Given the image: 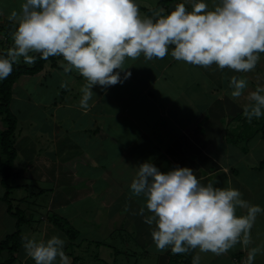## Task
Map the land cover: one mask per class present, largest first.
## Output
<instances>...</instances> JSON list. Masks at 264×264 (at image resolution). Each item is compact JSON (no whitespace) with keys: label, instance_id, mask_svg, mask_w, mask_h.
<instances>
[{"label":"crops","instance_id":"obj_1","mask_svg":"<svg viewBox=\"0 0 264 264\" xmlns=\"http://www.w3.org/2000/svg\"><path fill=\"white\" fill-rule=\"evenodd\" d=\"M177 2L185 3L187 10H192L191 0ZM204 2L208 4L209 10H214L220 0ZM173 47L171 46L170 53ZM258 55L259 60L252 71L238 72L246 77L247 87L241 96L246 99L258 85L264 86V53ZM125 60L123 67L125 71H130L126 65L132 67L136 64L130 59ZM155 61L161 63L159 69ZM155 61L147 60L149 67L140 66L130 71L131 77L123 83L107 89L96 86L98 91L90 100L87 111L80 107L81 96L70 92L68 99L63 96L64 92L68 95L65 89L59 95L60 98L57 96L53 101L45 103L38 101L32 92L26 95L28 102L42 107V122L45 125L42 127L40 123L37 126L36 118L29 115L27 120L31 131L24 137L23 127L21 132L17 133L18 136L15 135L17 155L14 161L15 174L11 182L16 185L15 188L18 187V192H13V188L10 198L15 206L22 207L28 218L21 227L23 234L35 239L39 236L37 240H47L53 235H58L66 241L64 251L71 264H82L80 256L68 251L76 245L77 238L71 240L54 222V217L62 216L76 228L79 211L70 212L69 208H78V203L87 196L91 202V215L83 220L81 226L90 229L99 227L98 219L103 216L105 219L103 218L102 226H109V217H113L120 219V236L127 231L133 233L131 245L126 250H121L114 242L108 244L114 247L112 252H116V256L127 253V256L131 257L128 261L133 264H138L139 255H156L160 259L158 264L166 262L171 248L163 252L157 250L151 235L155 225L144 223V217L140 215L142 207L145 209V215H150L146 208L147 198L143 194L135 196L130 188L138 170L137 166L150 159L162 172H168L177 166L189 167L194 170L202 184L212 183L214 187L238 189L242 193V199L252 205L256 202V205L264 208V198L258 197L264 195V190L261 191V188L264 189V169L259 168V163L264 158V141L257 138L255 142L249 143L250 147H245L238 138L228 137L229 132L238 137L243 131L245 123L241 111L243 105L248 103L247 100L237 105L238 101H242L241 97L227 101L230 79L235 74L230 73L223 81H215V95L218 96L215 100L219 105L213 111L215 108L212 103L204 100L201 102L198 95L192 94L190 98L179 99L180 95L186 92L185 87L179 83L173 84L174 80L167 72L178 60L170 54L168 58L165 56L163 61ZM185 64L187 67L191 65L186 62ZM224 69L232 70L227 67ZM123 75L124 72H121L122 78ZM19 79L14 83L15 100L25 98L19 89V86L22 87ZM161 81L177 86L174 93L170 88L164 90L166 86L162 85L157 87L159 95L161 94L157 97L155 87ZM44 82L40 81L39 84L43 86ZM139 82L144 86H139ZM136 86L142 88L139 95L132 93ZM202 91L207 92L206 89ZM129 93L133 95L129 96ZM166 95L170 96L165 97ZM137 97L140 100H137ZM184 103L188 104L191 113L189 116L180 107ZM179 115H186L187 119ZM17 117L19 120V114ZM225 119H228L227 122ZM233 123H236V126L228 130L227 125ZM1 124L0 127L3 125ZM2 160L0 145V162ZM0 187L1 241L17 229V218L8 211L7 203L2 199L4 189L1 173ZM255 189L257 197L251 200L250 196L255 193ZM236 215H246V209L238 207ZM114 228L116 227L113 226ZM89 235L86 239L97 242L99 247L107 244L106 241L101 242L99 238L95 239ZM251 236V245L256 242L258 245H264V212L258 214L251 229ZM81 246L82 243L79 248ZM198 251L199 249H195V255ZM16 252V264H28L31 260L35 262L27 256L23 245ZM200 255V264H234L238 256L236 262L242 264L247 257V250L237 244L219 256L211 252ZM101 260L104 261L103 258ZM56 264H59L58 260ZM254 264H264V254H257Z\"/></svg>","mask_w":264,"mask_h":264},{"label":"clouds","instance_id":"obj_2","mask_svg":"<svg viewBox=\"0 0 264 264\" xmlns=\"http://www.w3.org/2000/svg\"><path fill=\"white\" fill-rule=\"evenodd\" d=\"M191 8L178 3L169 15L142 18L135 0H25L20 12L8 17L16 30L13 46L0 56V80L21 57L34 64L36 57L29 53H39L43 60L63 57L64 73L75 69L86 81L80 107L87 111L95 86L107 89L131 77L123 67L126 58L143 54L147 60L163 59L170 46L174 59L204 68L215 64L221 70L249 72L256 67L258 54L264 53V0H220L214 10L204 0H191ZM229 87L237 100L247 81L232 76ZM247 100L243 115L251 123L264 116V87L257 86ZM137 169L130 188L147 198L150 215L143 207L140 215L155 225L151 235L158 251L170 247L177 255L199 249L192 264H200L201 253L219 256L237 244L247 250L242 264H254L257 254H264V245L249 248L251 229L264 208L242 199L238 189L204 185L189 167L162 172L151 159ZM238 207L246 215L237 216ZM22 243L35 264H71L66 241L58 235L46 241L24 237Z\"/></svg>","mask_w":264,"mask_h":264},{"label":"rangeland","instance_id":"obj_3","mask_svg":"<svg viewBox=\"0 0 264 264\" xmlns=\"http://www.w3.org/2000/svg\"><path fill=\"white\" fill-rule=\"evenodd\" d=\"M158 1L159 0H135V2L137 4L143 5V6L148 7V8L155 6ZM24 2H25V0H0V24L5 23L8 20V17L12 13V11L15 10L17 12H20L21 5ZM168 9L170 11H172L175 8H173L171 6L170 7L164 6L161 8V11H162L161 14L166 16V10H168ZM139 11H140V15L142 18L143 17L152 18L151 14H147L145 11L141 10L140 8H139ZM2 38H4L5 42L4 41L1 42L0 50H4L8 46L9 47L13 46V40L12 39H8L7 36H3ZM9 40H11V41H9ZM170 48H171V46L169 47V50H170ZM169 56H170V52L168 55H166V57L168 58ZM126 59H130L131 61H133L134 64H136V65H132V67H130V65H126V66H128V69H130V71L135 70L136 68H138L140 66L149 67L147 59L144 58L143 54L139 58L134 59V60L131 58H126ZM155 60H160V59L155 58ZM155 60L152 59L149 61L154 62ZM161 60L163 61V59H161ZM178 62L175 63L176 65L174 64L169 70H167V72L169 73V77L172 80H174L173 84L179 83L182 87H185L184 90H186V92L182 93V95H180L179 99L190 98V96H192V94L196 95V96L198 95L197 97L202 100L201 102H203V100H204V101L212 103L213 107L215 108L213 111H215L219 105L215 100L218 97L215 95V93L217 92L215 90L216 89V85H215L216 80H218V81L222 80L223 81V80L228 78V75L230 73L233 75L235 74V76H237L238 78L246 79L245 76L241 75L238 72H235L234 70H231V71L225 70V69L221 70L215 64H213L211 67L204 68L202 66H196L193 64H191V65H189V67H187V65L185 64L184 61H178ZM61 63H66L65 61H63V57L58 58V63H57L58 66H54V65H52V63L48 62V63H46L44 69L41 72L37 73L36 75H28V76L24 75L19 79V83H20V85H22V87L19 86V89L22 91L21 94L25 98L17 99V100L13 99L12 103H11V107H12V110L15 113V115L18 116V114H19V116L21 117V118L19 117L18 126H17V130L15 131V135L17 133H20L21 129L23 127L25 128V131L23 132V134H25L24 137H26L28 135L29 130L31 131L29 120H27V117L29 115H32L36 118V122L38 123L37 126L40 125V123H42V127H44V125H45V123L42 122L43 121L42 107H40V105H38V104L28 102L27 98H26V95L28 93L31 94V92H32L34 94V97L38 101L43 102V103L48 102V101H53L57 96L60 98L59 95L62 94V90L64 91V89L68 92L67 93L68 95H65L66 92H64L63 96H65L68 99L70 97V95H69L70 92L77 94L79 96H82L81 87L83 86V84L86 81L75 69H73L72 72L65 74L63 71V68L60 66ZM155 63H157V65H158L157 69H159L161 67V63L156 62V61H155ZM43 80L45 82H44V85L42 86L41 84H39V82L43 81ZM65 81H67V87H62V83H64ZM149 81H151V80H149ZM140 85H141V82H139V86ZM162 85L166 86L164 88V90L166 88H170L173 93L175 91V87H177V86L172 85L169 82L161 81V82L157 83V85L155 87V92H156L157 97H159L161 95V94L159 95L160 91L158 90L157 87H161ZM142 86H144V85H141V87ZM258 86H260V85H258ZM141 87L136 86L132 93L133 94L138 93V95H139L141 92L140 89H142ZM261 87H264V86H261ZM97 89L98 88H96V86L93 88L94 94L96 93V91H98ZM202 89H206L207 92L202 91ZM209 90H211V92ZM228 90H229V92H228L229 95H228L227 101H229V99L232 98L231 92L233 91V89L228 87ZM133 94L129 93V96L133 95ZM167 96H170V95H166L165 97H167ZM136 99L138 100L139 98L137 97ZM241 99H242V101H238L236 103L237 105H240L241 102L247 101V99L244 97H241ZM75 102H76V100H75ZM50 104H52V103H50ZM79 104H80V101H79ZM180 107H182L184 109L186 115L189 116L191 114L189 111L187 103H184ZM186 115L185 116L179 115V116L184 118V119H187ZM241 117H242L243 122L247 121V123L249 124L248 126H246L243 129V131L246 134L242 131L244 133L243 136L237 137L232 133L230 134V132H229L228 137L238 138L239 139L238 141L241 144H245L248 142L251 144V142L253 143V141L255 142V140L251 139V141H249V139H247L245 136H248L247 134H250L251 131H255L257 119L254 118L251 121V123H249L248 120L243 115V110L241 111ZM1 118H2V115L0 114V124L2 123ZM225 120L227 122L228 119H225ZM234 126H236V123H233L231 125H227V128L229 130ZM16 136H18V134ZM16 136H15V138H16ZM39 138H43V136H39ZM25 144H27V141ZM260 149H261V147H260ZM262 173H264V172L262 171ZM0 189L2 190L1 187H0ZM19 190H21V189H19ZM263 190L264 189L261 188V191H263ZM13 192L17 193L18 187L15 188ZM255 194H256V196H255ZM257 194H258L257 190L255 189V193H253L250 196V199L253 200L255 197H257ZM258 197L264 198V195L263 196L258 195ZM78 204H79L78 208H75L73 206H71V208H69L70 212L73 211V212L77 213L79 211V213H78L79 218H78V221L76 222L77 225H75V227H76L75 232L78 231V235H77V239H76V243H75L76 245H73L72 248L70 247L68 251L75 252V256H80V258L82 259V264H133V262L128 261V259L130 260L131 257H128L127 253H125V255L121 254V255L116 256V252H112L114 250V247H111L110 245H108V244H110V243L112 244L114 242L115 246H117L121 250L122 249L126 250V248L128 249L129 245H131V240L133 239V237H132L133 233L131 234L130 231H127L126 233L124 232L125 234H122L120 236L118 233L119 232L118 226L120 225V219H116L113 217H109V220H111L109 226H102L104 216L98 219V221H99L98 226L99 227H95L93 229H90L88 227L81 226V224L83 223V220L88 219L91 215L90 214L91 208L89 207L91 205V202H90L89 197L87 196V198H85L83 201H80ZM253 205H256V202L253 203ZM85 212H87L88 214H85ZM113 213L114 212H112V214ZM69 225H71V224H69ZM113 226H115L117 229L116 228L113 229ZM110 229H113V231ZM88 234H90L89 236H92L95 239L99 238V240L101 242L106 241L107 244H105V245L103 244V245H101L102 247H99L97 242H92V241H90L91 239L90 240L86 239V236ZM37 238H39V236H37ZM121 239H123V241H121ZM146 239L148 241V238H146ZM81 243H82V246H81V248H79ZM256 246H258V242H256V244L251 245V247H256ZM16 253L17 252H15L14 254L16 257H18L16 255ZM10 256H11V254H10L9 250L3 251L2 254L0 255V264H3V262L5 260H7ZM101 258H103L104 261H102ZM137 259H139L138 264H158L160 261V259H158V257H156V255H146V256L139 255L137 257ZM236 259H239V256L237 258H235L234 264H241L239 261L236 262ZM167 260H168V258L166 257L165 261H167ZM17 261L18 260L16 259V262ZM134 262H135V260H134ZM224 262L225 261L223 260V263ZM28 264H35V262H32V260H31Z\"/></svg>","mask_w":264,"mask_h":264},{"label":"trees","instance_id":"obj_4","mask_svg":"<svg viewBox=\"0 0 264 264\" xmlns=\"http://www.w3.org/2000/svg\"><path fill=\"white\" fill-rule=\"evenodd\" d=\"M178 4L177 0H159L157 4L153 7H145L143 5L137 4L139 8L145 11L147 14H151L152 18L156 17L157 12L162 13L161 8L164 6L173 7ZM173 5V6H172ZM172 11L166 10V15H169ZM163 15V14H162ZM16 30V25L13 21L9 19L5 23L0 24V44L2 41L5 42L3 36H7L8 39H12V33ZM2 36V37H1ZM11 41V40H9ZM8 46L4 50H0V56L6 55ZM36 57L34 64H25L23 58H20L18 64H14L12 73L4 80H0V114L2 115V124L0 127V145L3 160L0 162V173H1V183L3 185L4 193L2 199L7 203V209L17 218V229L8 234L4 239L0 241V255L3 251L9 250L11 256L3 262V264H15L17 257L15 252L23 245V238L26 237L22 231V225L28 220L25 211L20 205H14L10 198L15 184L11 182L12 176L15 174L14 171V161L17 155V150L15 146V131L18 126V117L12 110L11 103L13 100V88L14 83L23 75H35L41 72L46 63L50 62L54 66H58V58L56 56L49 57L47 60L40 59L39 53H30ZM244 128L249 124L247 121L244 122ZM244 132V131H243ZM242 131L238 136H243ZM246 134V133H245ZM245 136L249 141L251 139L256 140L261 138L264 141V116L256 120L255 131H251L250 134ZM245 147H250L249 142L244 144ZM259 168L264 169V158L259 163ZM54 222L60 226L71 238L74 240L77 238L78 231L75 232V228L62 217H54ZM195 255V250H192L188 254H177L173 255L171 250L168 253V260L164 264H192V258ZM76 258V257H75ZM73 264V263H72ZM76 264V262H75Z\"/></svg>","mask_w":264,"mask_h":264}]
</instances>
